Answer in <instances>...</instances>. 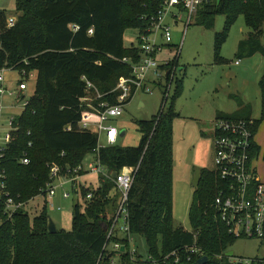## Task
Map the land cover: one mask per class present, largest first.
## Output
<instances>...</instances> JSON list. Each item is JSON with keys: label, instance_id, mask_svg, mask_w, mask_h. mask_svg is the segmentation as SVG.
I'll return each instance as SVG.
<instances>
[{"label": "trees", "instance_id": "1", "mask_svg": "<svg viewBox=\"0 0 264 264\" xmlns=\"http://www.w3.org/2000/svg\"><path fill=\"white\" fill-rule=\"evenodd\" d=\"M162 1L17 0L20 15L11 27L6 12L0 11V70L37 74L29 105L16 120L19 129L14 142L0 158V175H5L0 195V264H110L116 253L122 264H196L203 256L209 257L208 264H242L230 262L228 256L237 238L218 216L215 202L227 183L215 170L200 173L189 210L192 231L174 224V121L179 116L174 102L183 88V78L177 76L179 55L169 65H161L162 69L177 68L172 103L166 105L165 90L159 115L138 121L142 133L138 145L98 150L97 134L80 127L89 104L118 102L120 91L115 89L120 78L132 75V64L123 60L137 63L142 58L139 43L126 46L125 32L144 31L150 23L145 17L155 14ZM218 14L226 16L224 29L215 36L218 62L223 61L222 47L240 16L252 32L239 42L236 56L241 60L261 53L264 57V0H212L201 7L198 23L213 28ZM87 80L98 91H89ZM170 81L169 76L167 84ZM260 90V119L253 118L252 104L240 97L235 113L218 112L216 118L253 120L257 136L264 121V72ZM98 92L103 94L101 99ZM261 150L253 143L254 157ZM90 154H96V160L112 173L138 167L127 203L129 231L124 236L118 229L108 237L121 194L115 180L103 175L97 188L81 187L84 204L74 205L72 229L49 231L47 189L52 166L68 174ZM23 156L29 157L30 164L21 162ZM90 192L92 198H88ZM39 196L45 198L44 207L32 218L25 205ZM9 197L24 207L10 214ZM132 234L145 238V254H131ZM115 243L126 250L109 249ZM191 248L199 254H191Z\"/></svg>", "mask_w": 264, "mask_h": 264}, {"label": "rangeland", "instance_id": "2", "mask_svg": "<svg viewBox=\"0 0 264 264\" xmlns=\"http://www.w3.org/2000/svg\"><path fill=\"white\" fill-rule=\"evenodd\" d=\"M0 11L6 12L8 19L11 17L17 19L20 15L17 11V0H0ZM198 17V14L193 17L189 26H187L186 16L179 26L173 24V43L159 57L160 63L173 60L176 56L175 49L182 45L179 55V70L182 69V71H178L177 76L183 78V88L174 102V108L179 114L174 121V224L188 231H192L189 210L200 173L203 169L214 170L216 166L217 112L235 113L239 108L237 97H240L252 104L253 118L260 119L263 114L260 80L264 72V57L261 53L241 60L236 56L239 42L248 38L252 32L246 25L244 16H240L231 27L229 37L221 50L222 62L216 60L215 36L224 29L226 16L218 14L213 28L200 25ZM124 40L126 46L138 45L139 31L126 30ZM31 73L34 75L25 77L23 71L19 69H5L7 88L17 90L20 81L25 79L28 90L24 95L29 99L35 91L37 77L34 71ZM161 82V85L154 87L152 93H138L125 106L124 115L112 120L114 125L121 130H126V134L119 138V145H138L142 138L138 121L151 119L163 110L167 81ZM175 92L176 83L173 82L166 104L168 107L172 103ZM5 100L8 105L5 111L6 116L9 114L21 116L22 106L12 108L17 104V98L7 95ZM256 140L262 150L260 158L255 161V166L264 182V121L259 128ZM91 163L96 164V154L88 155L83 163L84 168L89 169ZM100 175L90 172L82 177L80 189L81 187L97 188ZM56 184H59V180ZM72 186L70 182L63 187L58 186L56 195L51 200L54 206L48 205L50 218L55 222L58 230L70 231L73 226L74 205L77 202L84 204L81 192L75 193ZM65 192L70 193V198H64ZM49 199L47 197L48 202ZM44 203V196H39L26 204L25 210L33 218L43 210ZM122 226L123 220L119 222L118 229L124 236L126 233L121 230ZM112 248L114 244L109 247V249ZM130 250L145 254L148 250L145 238L140 234H132ZM229 251H233L234 261H241L243 264H259L260 260H264V239L239 238L230 246ZM110 264H122L119 253L115 254Z\"/></svg>", "mask_w": 264, "mask_h": 264}, {"label": "built area", "instance_id": "3", "mask_svg": "<svg viewBox=\"0 0 264 264\" xmlns=\"http://www.w3.org/2000/svg\"><path fill=\"white\" fill-rule=\"evenodd\" d=\"M212 0H163L158 11L149 19V26L142 32L139 30V48L142 51V58L137 63H132L131 59L125 58L123 61L132 64V75L121 77L117 88L120 91L118 102L110 104L101 102L98 106L89 104L91 109L83 112L80 121V127L83 130L97 134L98 150L111 145L118 144L121 137V129L112 123V120L124 115L125 106L129 104L135 96L140 93H152L155 86L159 85L162 80L171 81L167 84V96H169L171 86L176 76L177 68L162 69L161 65H169L172 60L160 63L159 55L163 54L167 47L173 43V24L179 26L187 17V26H189L201 7ZM18 19V18H17ZM16 18H9L8 25L14 26ZM186 28L183 31L185 34ZM93 34V29L90 30ZM182 45L175 49L176 56L180 55ZM239 63V61L237 62ZM169 72V74H168ZM25 77L33 76L34 73H28L23 70ZM89 91L96 89V86L88 81ZM28 90V84L25 79L20 81L19 89L9 90L6 86L5 69L0 70V158L3 157L15 139V133L18 131L16 126L17 116L9 114L6 116L5 111L8 109L6 96L17 98V104L12 106H22L23 111L29 105V99L24 95ZM98 91V90H97ZM99 93V92H98ZM103 94L99 93L97 98H102ZM88 99V98H87ZM254 121L239 120L233 118H216L215 120V172L227 183V186L221 190L216 199L215 206L218 210L220 220L228 227L230 233L237 239L239 238H260L264 239V182H262L255 161L260 158V154L253 155V143L257 142L253 132ZM31 132H29L30 134ZM104 141V142H103ZM32 143H30L31 145ZM21 162L25 165L30 164L28 156H23ZM137 168L129 166L124 167L118 172L117 178L112 177V172L100 161L96 164L91 163L89 169L84 165L70 169L68 174H62V169L58 165L52 166V183L49 184L47 197L48 204L54 206L51 200L56 195L58 186H65L70 182L75 193L80 192V180L90 172L99 173L105 178H112L121 194V200L116 213L114 214L113 224L109 230L108 237L111 238L118 230V225L123 220L121 230L129 231L127 203L129 193L134 183ZM72 174V175H70ZM4 174L0 175L1 194L4 192L5 185L2 182ZM59 180V184H56ZM0 194V195H1ZM70 193L65 192L64 198H70ZM93 193L88 194L92 198ZM7 211L13 214L18 209L24 207L23 203H17L12 197L6 202ZM61 209V208H59ZM131 235L129 236V239ZM125 245L115 243L114 249L120 250ZM136 251H131L134 256ZM191 254H199L197 248L190 249ZM175 255H179L175 252ZM230 262L242 263L233 260L230 256ZM192 257H189V261ZM179 262V258H177ZM256 264V263H252ZM259 264H264L260 260Z\"/></svg>", "mask_w": 264, "mask_h": 264}, {"label": "water", "instance_id": "4", "mask_svg": "<svg viewBox=\"0 0 264 264\" xmlns=\"http://www.w3.org/2000/svg\"><path fill=\"white\" fill-rule=\"evenodd\" d=\"M168 74H169V72H168ZM125 134H126V130H122L121 131V136H124ZM117 175H118V172L117 171H114L112 173V177L113 178H117ZM49 231L51 233H56L58 231V228H57L55 222L52 219H50V221H49ZM125 250H126V246H123L122 247V251L124 252ZM229 255L230 256H233L234 255L233 251L229 252ZM110 257H112V254H110ZM209 262H210L209 257L208 256H203L202 258H200L197 261L196 264H208Z\"/></svg>", "mask_w": 264, "mask_h": 264}, {"label": "crops", "instance_id": "5", "mask_svg": "<svg viewBox=\"0 0 264 264\" xmlns=\"http://www.w3.org/2000/svg\"><path fill=\"white\" fill-rule=\"evenodd\" d=\"M20 14V13H19ZM19 17V16H18ZM162 55V54H161ZM257 55V54H256ZM158 57H161L160 55L158 56ZM254 57V56H253ZM180 71H182V69H180ZM218 112H223V111H218ZM217 112V113H218ZM223 113H226V112H223ZM217 116V115H216ZM255 119V118H254ZM257 137V136H256ZM81 181V180H80ZM81 184H82V182H81ZM81 184L79 185V186H81ZM80 190V189H79Z\"/></svg>", "mask_w": 264, "mask_h": 264}]
</instances>
